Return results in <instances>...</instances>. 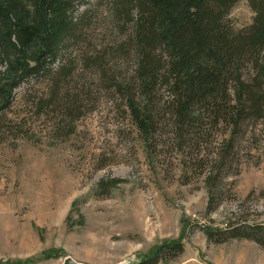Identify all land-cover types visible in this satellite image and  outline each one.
I'll return each instance as SVG.
<instances>
[{"label":"rangeland","instance_id":"obj_1","mask_svg":"<svg viewBox=\"0 0 264 264\" xmlns=\"http://www.w3.org/2000/svg\"><path fill=\"white\" fill-rule=\"evenodd\" d=\"M253 16L239 0L228 21L241 29ZM73 56L85 104L74 127L49 109L37 113L34 98L47 95L45 84L15 88L0 123V264H62L66 256L137 264L167 241H181L183 252L163 264H264V249L252 241L215 243L205 235L237 223L264 227V118L246 126L239 174L214 188L223 200L208 212L205 177L193 172L183 183L182 163L191 161L166 136L149 158L124 101L81 69L79 51ZM115 68L133 71L132 63ZM113 178L125 182L99 193V183Z\"/></svg>","mask_w":264,"mask_h":264},{"label":"trees","instance_id":"obj_2","mask_svg":"<svg viewBox=\"0 0 264 264\" xmlns=\"http://www.w3.org/2000/svg\"><path fill=\"white\" fill-rule=\"evenodd\" d=\"M238 1L0 0V61L6 65L0 70V123L15 88L45 84L47 95L34 98L37 113L49 109L74 127L85 110L74 79L79 67L73 53L79 51L81 69L124 101L148 157L157 137L166 136L167 145L191 161V167L182 163L183 183L193 172L205 177L212 211L223 200L214 188L239 174L246 126L264 118V0H246L254 16L241 29L228 21ZM117 62L132 63V74L116 69ZM124 182L103 179L98 191ZM205 235L215 243L245 239L264 249L262 225L205 228ZM182 252L181 241L163 242L137 264L167 263Z\"/></svg>","mask_w":264,"mask_h":264},{"label":"water","instance_id":"obj_3","mask_svg":"<svg viewBox=\"0 0 264 264\" xmlns=\"http://www.w3.org/2000/svg\"><path fill=\"white\" fill-rule=\"evenodd\" d=\"M62 264H83V263L77 262L74 259H72L71 257L66 256V257H64Z\"/></svg>","mask_w":264,"mask_h":264}]
</instances>
